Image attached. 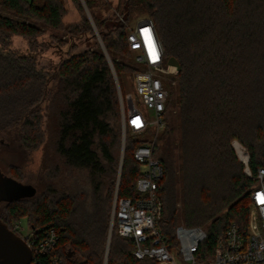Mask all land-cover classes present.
Wrapping results in <instances>:
<instances>
[{"label": "trees", "instance_id": "obj_1", "mask_svg": "<svg viewBox=\"0 0 264 264\" xmlns=\"http://www.w3.org/2000/svg\"><path fill=\"white\" fill-rule=\"evenodd\" d=\"M84 1L122 89L136 70L126 41L134 11L152 20L165 59L179 64L153 149L163 167L158 226L167 241L178 224L200 226L210 258L227 225L244 228L248 216L254 182L232 141L240 157L246 149L252 171L264 167V0H118L109 17L97 15L98 0ZM0 10L18 16L0 14V134L14 132L25 150L43 149L35 193L0 202V219L12 230L21 217L33 231L53 228L63 264H102L116 184L119 197L139 196L133 152L148 140L126 129L115 179L119 100L110 63L81 5L80 18L68 23L61 0H0ZM46 29L48 41L41 39ZM14 36L25 40V52L13 47ZM81 39L86 47L77 50ZM51 47L62 59L50 68L39 65ZM133 90L139 101L134 83ZM146 132L153 134L150 127ZM132 249L114 228L107 264H145Z\"/></svg>", "mask_w": 264, "mask_h": 264}, {"label": "built area", "instance_id": "obj_2", "mask_svg": "<svg viewBox=\"0 0 264 264\" xmlns=\"http://www.w3.org/2000/svg\"><path fill=\"white\" fill-rule=\"evenodd\" d=\"M126 26L127 46L136 65L133 74L134 89L146 110L143 125L153 130V137L137 146L133 152L140 170L135 181L139 196L133 200L119 197L118 184L115 187L102 264H107L114 228L121 237L132 241V255L138 260H146L145 264H264V203L257 199V194H264V167L252 171L248 165V153L240 159L244 164V173L254 182L244 228L235 222L229 223L224 234L214 243L210 258H207L208 253L202 247L206 232L200 226L178 224L171 241H167L162 234L158 226L162 201L157 189L163 167L160 160L154 157L153 149L157 134L164 127L170 82H173L178 68L165 59L163 47L150 18H139L134 25ZM18 227L17 223L14 231L17 230L20 236ZM21 237L31 251L28 264H63L62 257L56 251L58 235L53 228H40L38 231L30 229L27 235Z\"/></svg>", "mask_w": 264, "mask_h": 264}, {"label": "rangeland", "instance_id": "obj_3", "mask_svg": "<svg viewBox=\"0 0 264 264\" xmlns=\"http://www.w3.org/2000/svg\"><path fill=\"white\" fill-rule=\"evenodd\" d=\"M61 1L63 3L64 8L66 9V14L63 19L65 23L78 20L80 18L79 17L80 11L78 10V5H81L83 13L89 19L91 27L93 28L94 32L98 33V36L96 35V33L95 35L97 41L100 44L101 38L99 31H97L98 29L97 27H95L96 24L94 23L90 10L88 9L87 6H86L87 9L84 7V5H86L85 1L84 0H61ZM117 2L118 0H98V4L100 7L96 8L97 15L100 17L111 16L112 13L114 12V8ZM0 14L14 19L18 17L12 11L0 10ZM143 17H146V14L144 12L134 11L132 12L130 19L127 21V25L132 26L134 25L137 19ZM50 32L51 30L46 29V32L41 36V39L48 41L50 39L49 37ZM12 41L14 48L20 51H24V52L26 51V47H27L26 42L22 37L14 36L12 37ZM85 47L86 44L84 40L81 39L80 41H78L77 50H82ZM54 50L55 47L54 48L51 47L48 50H46L42 55H40L38 58L39 65L47 66L49 68L56 65L62 59V56L58 55ZM130 63L136 67V65L132 60ZM113 78L114 81L116 79L115 85L119 100L120 125H121V141L119 147L115 152L119 164L118 175L115 178L117 179L120 176V170H121L122 160L125 151V142L127 139L126 129H128V134L136 139L150 140L153 137V134L147 133L146 132L147 128H145L143 125L144 115L147 114H146V110L142 107L141 103L136 99L134 95L133 83H132L133 72L125 76L124 89L121 88L116 74L115 76H113ZM176 115H177L176 106L171 105L168 110V116L170 121H172L173 123L177 121ZM232 147L239 160L243 159L244 157H240L236 148L233 146V141H232ZM244 151L245 153H247L246 149ZM42 157H43V149L41 147L33 151H28L23 149L22 146H19L16 135H14V132L13 133L10 132L9 134H2V135L0 134V169L5 175L17 176L19 174L22 177L21 182L26 184H31L32 186L35 187V183L37 184L39 178L42 177V172L40 170ZM18 224H19L18 227L19 233L22 236L27 235L30 231V228L27 224L26 218L21 217ZM15 232L18 234L17 230Z\"/></svg>", "mask_w": 264, "mask_h": 264}, {"label": "water", "instance_id": "obj_4", "mask_svg": "<svg viewBox=\"0 0 264 264\" xmlns=\"http://www.w3.org/2000/svg\"><path fill=\"white\" fill-rule=\"evenodd\" d=\"M84 7L86 8V5H84ZM95 33L98 36V33ZM100 45L110 63L113 76H115L110 59L101 40ZM168 62L179 68V64L174 57H170ZM35 191V187L31 184L23 183L11 176L5 175L0 169V202H9L22 197L31 196ZM30 260L31 251L26 242L14 230L8 228V226L0 219V264H28Z\"/></svg>", "mask_w": 264, "mask_h": 264}, {"label": "snow or ice", "instance_id": "obj_5", "mask_svg": "<svg viewBox=\"0 0 264 264\" xmlns=\"http://www.w3.org/2000/svg\"><path fill=\"white\" fill-rule=\"evenodd\" d=\"M145 31H147V30H145ZM257 199H258V202L264 203V194H257Z\"/></svg>", "mask_w": 264, "mask_h": 264}]
</instances>
